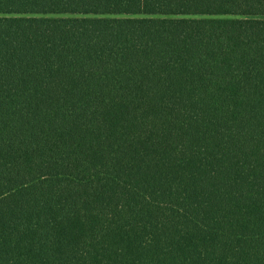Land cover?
<instances>
[{"label": "trees", "instance_id": "trees-1", "mask_svg": "<svg viewBox=\"0 0 264 264\" xmlns=\"http://www.w3.org/2000/svg\"><path fill=\"white\" fill-rule=\"evenodd\" d=\"M0 264H264V0H0Z\"/></svg>", "mask_w": 264, "mask_h": 264}]
</instances>
